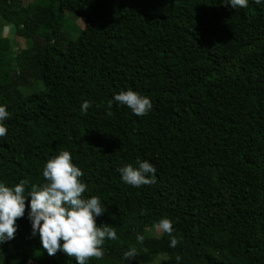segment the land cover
I'll use <instances>...</instances> for the list:
<instances>
[{"label":"trees","instance_id":"16d2710c","mask_svg":"<svg viewBox=\"0 0 264 264\" xmlns=\"http://www.w3.org/2000/svg\"><path fill=\"white\" fill-rule=\"evenodd\" d=\"M227 3L0 0L2 26L33 41L0 49V106L9 113L0 183H44L47 161L69 151L84 195L105 209L97 226L117 234L85 264H264V2ZM67 12L84 23L75 38ZM36 82L42 89L27 93ZM128 90L150 98L148 115L116 104ZM138 160L155 167L154 184L122 181L118 169ZM30 201L15 238L0 244L7 262L76 264L31 235ZM161 219L176 237L150 233Z\"/></svg>","mask_w":264,"mask_h":264},{"label":"clouds","instance_id":"9594fccd","mask_svg":"<svg viewBox=\"0 0 264 264\" xmlns=\"http://www.w3.org/2000/svg\"><path fill=\"white\" fill-rule=\"evenodd\" d=\"M264 0H253L260 5ZM231 8H247L248 0H228ZM13 25H6L4 31L10 32ZM117 105L127 106L137 117L148 115L152 110L149 97L138 92L121 91L114 96ZM113 101L108 102L112 107ZM91 102L84 101L81 111L87 114ZM107 115L111 116L109 111ZM9 117L6 107L0 106V138L7 134L4 121ZM69 151H61L59 155L49 159L43 169L44 183H30L23 179L14 187L0 183V244L15 238L18 230L17 221L25 215L26 198L31 197L28 220L31 223V235L39 236L42 247L49 256L58 251L70 258H75L76 264H85V261L104 255L102 245L106 239L115 240V228L104 225L98 227L96 218L103 215L104 207L98 196L86 197L87 185L81 181L83 172L72 163ZM138 167L126 165L118 171L124 183L133 187L152 185L155 183V167L148 161H137ZM29 187L27 196L24 195ZM156 228L171 235L173 224L168 219H161ZM143 241L142 236H138ZM63 242V243H61ZM179 241L172 237L170 247H176ZM135 250L125 253L133 257ZM179 259V258H178Z\"/></svg>","mask_w":264,"mask_h":264},{"label":"rangeland","instance_id":"374dc122","mask_svg":"<svg viewBox=\"0 0 264 264\" xmlns=\"http://www.w3.org/2000/svg\"><path fill=\"white\" fill-rule=\"evenodd\" d=\"M34 1L35 0H23V3L25 6H30ZM66 16L68 19V21L66 22V28L71 31L70 35L73 38H75L78 36V33L84 28V23L79 17H77L76 15H74L70 12H67ZM4 28L5 27L2 26V22L0 21V49L1 48H7L11 44H13L15 46L17 45L21 48H25V47L31 46V44L33 43L32 40H23V39H20V38H17L16 36H14L13 35L14 30L13 29L10 32L6 33L4 31ZM41 89H42V84L38 83V82L34 83V85L31 87L25 88L27 93L39 91ZM215 173H216V171H210V174H208L207 176L210 179H212L215 176ZM229 192L233 197H236L238 194V191L233 189L232 186H230ZM150 233L155 235V236H162V235L170 236V237L171 236H175V237L177 236V233H174V231L172 232L171 235H169V234L163 232L162 230H159L156 227L152 228L150 230ZM0 264H9L7 262V257L5 256V254L2 251H0Z\"/></svg>","mask_w":264,"mask_h":264}]
</instances>
